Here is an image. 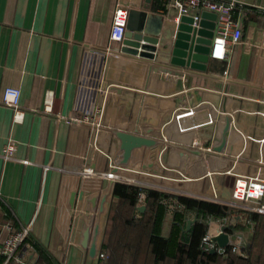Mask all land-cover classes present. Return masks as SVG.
<instances>
[{"label":"crops","instance_id":"1","mask_svg":"<svg viewBox=\"0 0 264 264\" xmlns=\"http://www.w3.org/2000/svg\"><path fill=\"white\" fill-rule=\"evenodd\" d=\"M215 1L235 4L232 15L241 30L240 40L231 47L226 60L207 56L203 62L193 58L200 65L197 68L188 65L189 68L171 66L166 50L149 57L135 51V45L143 38L154 43L161 17L174 16L175 10L168 6L170 0H0V239L9 231L29 226L28 239L18 249L17 259L34 264L103 263L108 216L117 205L112 190L119 180L112 184L98 176L85 177L82 169L105 171L108 159H116L119 154L118 161L114 160L116 166L124 167V175L131 176V180L121 182L138 188L143 182L155 183L146 190L164 194L166 216L161 237L168 236L174 212H184L185 230L197 223L203 227L204 234L212 237L223 227L227 228L228 244L221 248L213 241L214 246L206 251L214 249V253L220 254L235 245L239 251L232 254L247 256L246 246L254 233V223L247 216L260 213L229 209L222 216H208L196 210L187 211L179 204L178 197L207 203L212 199L208 184L199 183L197 175L179 186L175 180H143L133 169L153 170L149 157L153 148L133 150L127 164L121 165L122 151L115 136L119 130L158 136L173 108L186 101L192 105L207 103L225 114L218 135L221 143L222 134L225 135L223 152L231 162L244 164L247 172L252 173L257 159L264 161V144L257 142H249L240 159L232 157L238 151L236 142L240 133L246 138L264 136V0ZM118 7L130 10L128 28L133 31L127 30L126 44L131 46L126 48L110 41L113 15ZM213 17L211 12H200L199 30L209 32V26L215 25ZM182 24L186 27V22ZM135 34L139 40L131 38ZM188 38L185 54L189 56L197 53L194 48L203 37L197 33L195 38L190 35ZM110 47L123 53L111 59L106 67L95 50L101 52ZM139 54L143 58L137 59ZM82 83L87 87L81 89ZM97 84V89L104 88L101 96L106 99V108L90 126L79 120L90 111L89 96L94 98ZM8 87L19 90L16 110L1 102ZM224 116L229 119L225 131L228 120ZM96 126L98 138L92 147L91 131ZM168 130L169 127L163 134L177 136L181 146L177 150L176 168L187 174L191 162L199 155L198 148L186 145L197 136L209 137L213 130L184 133ZM9 141L14 143L13 158L5 159ZM217 182L216 186L221 184ZM159 185H164L165 190H160ZM230 187V184L226 186L227 192ZM80 192L82 196L78 199ZM72 193L75 197L70 203ZM103 196L105 213H99ZM93 197L94 208L88 202ZM261 203L264 205V201ZM136 206L137 215L142 214L145 201L137 200ZM140 207L144 209L139 211ZM188 222L192 223L188 225ZM95 225L99 231L97 252L91 258L81 241L87 227L92 238ZM202 237L199 246L205 250ZM99 253L105 257L99 258ZM0 264L19 263L14 258L7 260L0 253Z\"/></svg>","mask_w":264,"mask_h":264},{"label":"built area","instance_id":"2","mask_svg":"<svg viewBox=\"0 0 264 264\" xmlns=\"http://www.w3.org/2000/svg\"><path fill=\"white\" fill-rule=\"evenodd\" d=\"M234 5L233 2L223 3L215 0H170L168 6L175 10L174 16L172 18L167 16L163 18L161 17L160 25L158 27V35L155 38L154 43H150V41L144 39L140 40L138 43L139 45H135V51L144 53L149 57L148 55L154 56L157 52L163 54L165 53L164 50H166L167 53L165 54L168 59L171 60V66L173 67L185 65L190 66V63H196L192 56H196L197 53L190 54L189 56L185 53L184 55H178L176 54V44L179 39L178 35L181 27L183 26L182 21L186 22V28L189 29V35L195 38L200 28V12L206 11L215 15V26L208 57L212 60H226L231 47L236 44L241 37L239 24L232 15ZM129 11L130 10L127 7H118L114 11L110 30V41L120 46L123 45L125 48L126 46H131L128 43L126 44ZM164 27L166 29H164ZM165 32H167V34L164 37L163 34ZM189 42L190 39L187 40V44H189ZM87 48L94 50L91 46H87ZM95 51L103 58L106 67L111 59L118 58L123 53V50H117L111 47L105 48L101 52L98 50ZM138 56L137 59L143 58V54H139ZM85 83L80 84L81 89L87 87V84ZM97 86L98 84L93 89L95 92L94 98L91 95L89 96V101L91 100V102L88 103L90 105V111L85 113L82 120H79L90 126H92L91 124H94L93 120L96 119V116L101 115L106 108V99L102 97L104 94V88L101 89L99 86L97 89ZM19 97L20 93L18 89L8 87L3 91L1 102L3 105L16 110L18 108ZM223 115L225 114L221 113L218 108L210 106L207 103L192 105L186 101L185 104L173 108L168 120L163 123L159 130L158 136L151 137L149 136L150 132L138 134V136L152 138L157 141V144L152 146L153 152L149 156L150 160H152L151 167H153V170L151 171L139 167H137V169L134 168L133 170H137L136 172L143 176V180H154L155 182L175 180L178 186L180 182L185 183L188 181V178H193L197 175V177H200V180L198 181L199 183L202 182L203 186H207L208 184L207 189L211 192L212 199H209L206 202L210 207L227 208L230 210L235 209L246 214L252 212L264 214V205L261 203L264 201V161L262 159H257L252 173L247 172L248 168H246L244 164L236 161L233 163L231 162L228 155L223 152L226 141L224 133L222 134L223 140L221 139L224 144L223 147L222 143L219 142L218 131L221 129L222 123L225 122L223 118L221 119ZM262 116L264 118V113H262ZM225 117L227 119L228 116H224V118ZM227 120L224 131L229 128V119ZM168 127L169 132L175 129L176 133L208 128L213 130L209 137L205 138L197 136L186 145L193 149L198 148L197 152L199 155V157H196L194 161L191 162L187 174H184L182 170L180 171L176 168L178 164L177 150L181 146H179L176 141L177 136H172L173 134L165 136L163 134ZM119 132L124 131L119 130ZM97 138L98 129L96 126L95 131H91L90 144L92 147H95ZM249 142H257L262 145L264 144V136L258 139L251 136H247L246 138L240 133L239 139L236 142L238 151L234 153L232 157L240 159V156L247 148ZM13 150L14 143L9 141L6 145L3 157L5 159H12ZM200 150H203L204 152L201 153ZM217 150L220 152H217ZM119 158L120 154L116 159L113 158V161L108 159V168L105 171L97 172L91 167H85L82 169V172L85 177L87 176L91 178L93 176H98L112 184L115 181H118L120 177L127 178L124 179V181L131 180L124 175V167L120 168L116 166L114 160L118 161ZM166 170L172 172L168 173L167 177ZM214 177L218 179L223 178V180L217 182V180L215 181L213 179ZM216 182L221 184H217L216 186L214 184ZM154 184L148 182L140 184L142 187L139 188L137 198L139 203L145 201L146 188H153ZM228 184L231 185L229 192H227L226 188ZM157 187L162 191L165 190L164 185H159ZM176 188L172 190L177 191ZM211 214H214V212H209L208 216H211ZM29 230V226H24L22 229L15 232L9 231L5 238L0 239V253L4 255L7 260L14 258L19 264H34L33 262L22 261L21 259L19 260L16 258L18 249L23 242L28 239L30 233ZM219 233H221V231ZM212 237L208 233H205L202 237L201 244L205 250L214 246ZM230 250L232 253H237L239 248L233 245ZM98 256L101 259L105 257L104 253H99Z\"/></svg>","mask_w":264,"mask_h":264},{"label":"trees","instance_id":"3","mask_svg":"<svg viewBox=\"0 0 264 264\" xmlns=\"http://www.w3.org/2000/svg\"><path fill=\"white\" fill-rule=\"evenodd\" d=\"M139 188L132 184L116 182L113 196L117 200L108 216L109 231L102 251L106 259L102 264H264V215L249 214L254 223V233L248 243L247 256L232 254L230 248L222 253H210L199 246L204 229L194 224L185 230V213L175 211L166 238L161 231L166 216L164 194L146 190L145 210L137 215ZM187 211L202 214L214 212L217 216L227 213V208H213L209 204L178 197Z\"/></svg>","mask_w":264,"mask_h":264},{"label":"water","instance_id":"4","mask_svg":"<svg viewBox=\"0 0 264 264\" xmlns=\"http://www.w3.org/2000/svg\"><path fill=\"white\" fill-rule=\"evenodd\" d=\"M213 18L215 19V17H213ZM129 22H130V19H128V21H127V30L133 31L132 28H128ZM214 26L213 25L209 26V29H210L209 32H203L202 30L198 31V34H202L203 38H202V40L196 39V41L198 40L200 42V44L194 48V51L198 53V57L192 56L195 60L204 62L205 58L208 56L211 40L213 37V32L211 30L214 29ZM128 34L130 35V33H128ZM188 35H189V29L186 27L183 28V26H182L180 33L178 35L179 39H178L177 44H176V54L184 55L185 50H186L187 45H188L187 44V40L189 39ZM131 38H134L136 40L140 39L137 36V34H135V36L132 35ZM143 39L145 40V38H143ZM198 65H200V64L190 63V66L192 68H197ZM115 136L117 137V139L120 142L119 148L122 151V159L120 161L121 165L127 164V162L131 158L133 150L140 148V147H152V146L156 145V142L154 140L146 138V137H141V136H138V135L132 134V133L115 132ZM81 196H82L81 192L78 193V199H80ZM74 197H75V193H72L70 203H73ZM88 202L91 204V207L94 208L96 198L95 197L90 198L88 200ZM104 202H105V196H103L100 200V204L98 207L99 213H102L104 211V207H103ZM143 209H144V207L138 208L139 211H142ZM189 223H192V222H188V225H189ZM226 229H227L226 227H223L221 230V233L212 237V240L216 241L218 243L219 247H221V248L225 247L229 242V236L226 233ZM98 233H99L98 225H95L92 238L90 237L89 227L85 228V230L82 234L81 246L84 249H87L88 256L91 258H94L96 255V252H97L96 237H97ZM248 248H249V245L247 244V246H246L247 251H248ZM214 251L215 250L213 249V250H210L209 252L214 253Z\"/></svg>","mask_w":264,"mask_h":264},{"label":"rangeland","instance_id":"5","mask_svg":"<svg viewBox=\"0 0 264 264\" xmlns=\"http://www.w3.org/2000/svg\"><path fill=\"white\" fill-rule=\"evenodd\" d=\"M168 173H172V172H170V171L168 172V171L166 170V177H167ZM175 174H176V172H175ZM128 178L131 179V176H128ZM124 179H127V178L120 177V179H119L118 182H121V181L124 180ZM104 181H105V180H104ZM106 182H107V181H106ZM104 213H105V211H104ZM104 213H103V215H104ZM102 218H103V216H102Z\"/></svg>","mask_w":264,"mask_h":264}]
</instances>
